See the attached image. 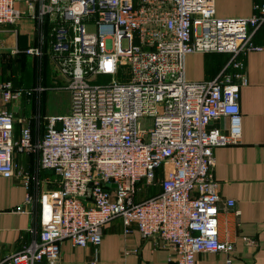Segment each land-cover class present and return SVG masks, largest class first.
<instances>
[{"label":"built area","instance_id":"built-area-1","mask_svg":"<svg viewBox=\"0 0 264 264\" xmlns=\"http://www.w3.org/2000/svg\"><path fill=\"white\" fill-rule=\"evenodd\" d=\"M253 9L247 18H223L214 0H0V27L24 16L35 22V45L12 54L41 58L47 44L70 94L65 116L20 118L6 106L45 89L0 83V177L15 175V154H33L57 184L41 191L35 178L34 194L25 197L36 217L33 239L0 264H58L62 241L98 248L104 226L116 218L126 234L134 227L142 239L172 250L176 264H196L199 253H221L232 264L235 243L219 233L213 150L241 138L244 58L264 51L253 42L264 30V3ZM209 53L228 61L211 80L188 81L186 57ZM98 77L111 80L93 83ZM222 117L229 122L224 133L211 128ZM32 120L46 124L38 137Z\"/></svg>","mask_w":264,"mask_h":264},{"label":"crops","instance_id":"crops-1","mask_svg":"<svg viewBox=\"0 0 264 264\" xmlns=\"http://www.w3.org/2000/svg\"><path fill=\"white\" fill-rule=\"evenodd\" d=\"M214 3L217 17L247 18L255 14L254 5L264 3V0H214ZM19 8L24 9V6L20 5ZM26 19L30 18L24 16L15 26L0 27V42L8 50H24L35 45V22L32 19V38L17 29L22 20ZM253 42L264 47L263 29L255 32ZM227 61L226 54L188 55L185 60L186 79L191 82L211 80ZM244 61L246 85L240 88L238 100L241 138L236 145L213 150L212 173L218 182V196L221 200L220 237L224 239L227 236L229 241L235 243L232 264H264V51L250 52ZM47 69L55 72L49 58ZM47 77L41 95L23 98L6 108L20 118H30L38 113L41 117H50L44 105L46 92L50 88H64L65 83L58 75V80L62 82H57L52 76ZM3 108L0 97V110ZM228 127L229 122L225 117L211 125V128L223 133ZM45 128L44 121L36 125V121L32 120L33 137L43 134ZM19 131L20 125L16 124L15 137H18ZM14 163L17 166L16 173L21 174L15 173L9 179L0 177V261L22 251L33 239L31 229L37 226L36 217L33 207L25 204V197L29 193L34 194L35 178L40 181L41 191L57 187L56 176L52 171L39 169L35 155L15 154ZM25 177L29 179L27 184ZM152 191L157 192L158 188ZM229 200L234 202L231 208L224 205ZM102 234L98 248H79L72 246L69 241H62L59 244L58 264H176L172 250L163 249L156 240L142 239L134 227L126 234L120 218L107 223ZM243 238L253 240L254 244L246 245ZM225 260L226 256L221 253H199L195 257L196 264H225ZM39 264L49 263L43 261Z\"/></svg>","mask_w":264,"mask_h":264},{"label":"rangeland","instance_id":"rangeland-1","mask_svg":"<svg viewBox=\"0 0 264 264\" xmlns=\"http://www.w3.org/2000/svg\"><path fill=\"white\" fill-rule=\"evenodd\" d=\"M33 24L34 22L30 19L22 20L17 29L21 33L27 34L29 38H32L34 35ZM40 60L41 59L33 56L13 55L11 50H8L2 45V42H0V83L9 81L15 87H24L28 89L40 82L41 79L44 82V77L46 75H48V77L52 76L57 82H62L61 79L58 80L53 70H47L46 75H44V70H41L40 67L42 66ZM122 78L123 75L122 77L120 75L119 79ZM110 80V77H98L93 83L107 84ZM50 86H53V84H50ZM44 105L47 116H65L70 109V94L65 88H50L46 92ZM140 122L141 125L145 127L149 125V121L147 120H141ZM148 193L150 194V191L145 193V195H148Z\"/></svg>","mask_w":264,"mask_h":264},{"label":"trees","instance_id":"trees-1","mask_svg":"<svg viewBox=\"0 0 264 264\" xmlns=\"http://www.w3.org/2000/svg\"><path fill=\"white\" fill-rule=\"evenodd\" d=\"M48 27H49L48 22H46L45 23V27H44L45 33H47V31H48ZM16 56H23V54L22 53H19ZM38 59H41L40 61H41V65L42 66H40V67H41V70L42 69L44 70V72H43V73H45L44 75H46L47 70H48L47 69V60H48V47H47V44H45L44 47H43V56L41 58H38ZM46 77H47V75L44 77V81H45V78ZM38 84L40 86H42V87H44L43 85H45L44 82H43V80L41 79L40 82L36 83L32 88H34ZM21 88H24V87H21ZM24 89H27V88H24ZM28 89H31V88H28Z\"/></svg>","mask_w":264,"mask_h":264},{"label":"water","instance_id":"water-1","mask_svg":"<svg viewBox=\"0 0 264 264\" xmlns=\"http://www.w3.org/2000/svg\"><path fill=\"white\" fill-rule=\"evenodd\" d=\"M70 36H72V31L70 30ZM113 187H115L114 185H113Z\"/></svg>","mask_w":264,"mask_h":264}]
</instances>
